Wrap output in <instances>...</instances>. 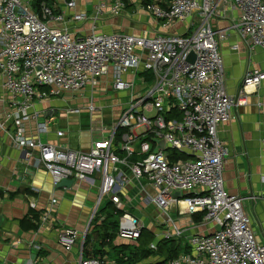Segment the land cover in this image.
I'll return each instance as SVG.
<instances>
[{
	"label": "built area",
	"instance_id": "2783aa9c",
	"mask_svg": "<svg viewBox=\"0 0 264 264\" xmlns=\"http://www.w3.org/2000/svg\"><path fill=\"white\" fill-rule=\"evenodd\" d=\"M125 7L122 0L111 4L98 0L86 14L75 11L74 0H64L62 10L41 0H0V133L24 152L33 168L48 174L54 187L62 180L93 184L97 178L98 197L90 222L99 217L103 198L117 209L121 206L118 166H126L136 182L144 181L153 191L148 199L163 213L168 227L161 240L183 239L180 244L188 251L152 264H264V245L256 240L244 211L246 199L223 187L230 152L217 137L218 126L231 119L236 105L245 104L247 90L264 83V71L247 70L238 96L228 95L219 44L232 31L248 48L264 52V0H137L135 12L153 18V29L138 35L94 31L105 14L117 17ZM221 20L228 21V27H218ZM85 22H90L91 31L80 37L66 28L67 23ZM177 23H185L184 32L170 33ZM107 75L114 93L129 94L109 133L86 153L42 142L41 136L51 134L58 110H36V104L79 96L88 99L87 111L93 115L101 111L94 89ZM96 127L104 132L101 125ZM54 134L64 136L62 131ZM152 140L162 141L163 150L154 153L157 144ZM260 144L264 147V138ZM118 151L125 156L120 158ZM33 152L37 157L32 158ZM133 154L138 160L128 164ZM58 200L55 194L50 196L37 226L60 228L57 242L68 252L79 242L83 246L88 231L80 234L60 226L53 216ZM29 206L34 209V200ZM171 213L201 214L202 222L215 229L207 235L184 236V228L173 226ZM142 229L137 218L123 214L117 237L135 241ZM149 250L156 251L155 244ZM79 264L115 263L85 258L80 249Z\"/></svg>",
	"mask_w": 264,
	"mask_h": 264
},
{
	"label": "crops",
	"instance_id": "0c3cea01",
	"mask_svg": "<svg viewBox=\"0 0 264 264\" xmlns=\"http://www.w3.org/2000/svg\"><path fill=\"white\" fill-rule=\"evenodd\" d=\"M53 1L55 7L59 10L63 9L64 0ZM96 1L98 2V0H74L75 11L91 14L92 6ZM104 1L112 3V0ZM122 1L126 6L123 13L117 17L105 14L95 25L94 31L100 34L138 35L153 29L156 24L154 20L146 14L135 12V0ZM145 21L149 26L138 23ZM228 25L229 22L226 20L217 23L220 28H226ZM66 28L74 37H80L91 31V24L90 22L67 23ZM184 30L185 23H177L172 26L170 33L182 34ZM234 45L237 46V50L232 51L231 47ZM219 53L222 57L225 89L230 96H238L243 76L247 70L264 71V52L258 48H248L235 32H228L227 41L219 44ZM101 82L106 84V87L101 90L102 93L111 90V75H107L99 80L94 89L95 95L99 94L98 88ZM111 92L113 91L111 90ZM113 94L117 99L114 98L110 101H114L115 105L101 108L100 112L93 115L87 111L88 99L79 96L65 95L56 100L61 101L63 106L68 104L70 107L73 106L70 105L73 101H80L82 109L67 106L61 108L53 105L44 106L43 103L49 100L37 103L36 110L43 111L49 108L58 110V116L52 124L51 134L41 136L42 142L66 146L82 153L88 152L94 142L101 140L109 133V128L125 109L128 92H113ZM99 99L95 98L96 105ZM243 99L245 104L236 105L231 119L217 128L219 141L225 144L230 152L222 174L223 187L229 194L246 199L244 211L252 223L256 240L264 245V147L260 144L264 138V83L255 90H247V95ZM117 100H123L124 103L120 105ZM67 109H75L79 113L69 115L66 113ZM100 125L104 127L102 134L94 130V127L97 130L102 128L99 127ZM31 128L34 129V125ZM56 131L64 132V136L56 137L54 134ZM23 153L16 150L10 140L0 133V217L3 220L0 225V264H79L80 249H84L85 258L100 257L105 262L117 264V258L120 259L124 254L118 249L119 246L136 245V240H120L116 235L110 242V246L103 248V252L97 247V244L92 243L84 247V243L81 246L80 242L71 251L66 252L57 242L60 228L58 230L48 227L39 229L37 226L36 230L22 231L18 225L19 220L28 216L30 211L38 218L46 210L50 196L55 194L59 200L53 216L60 222V226L74 229L80 234L88 231L86 236H90L94 228L92 225L94 222H90V217L97 201L99 189L97 178H94L93 184L72 181L70 188L56 189L50 176L42 170L33 168L30 162H26ZM37 155V152H33L32 158ZM116 155L123 158L125 153L118 151ZM137 160V154L127 158L128 164ZM31 161L33 160L31 159ZM118 170L121 173L123 185L119 194L121 206L117 209L109 198H103L97 211L109 206L115 211L121 212L122 215L130 214L137 218L142 224V231L150 233L153 237L147 246L148 249L151 244H155L157 250L158 244L164 241L161 240V236L168 230L163 213L155 207L157 211H154L152 219L148 221L140 215V211L144 207L133 206L138 195L134 198L128 197V189L133 184L139 185V196L142 198L148 191L152 193L150 196L152 197L153 191L144 181L136 182L126 166L120 165ZM16 176L20 177V181L16 180ZM31 199L34 200V209L29 206ZM125 207L137 209V214L127 212ZM171 214L174 215L172 217L170 215L173 226L184 228V236L207 235L215 229L211 224L202 222L201 214L184 217H179L176 213ZM104 216L105 214L99 215V220L96 223L100 224ZM118 220L119 218H117V222ZM182 240L180 242L183 243ZM180 247L178 255L188 252L185 245L182 247L180 244ZM91 249L92 251H90ZM158 259L164 258L153 256L140 264H152Z\"/></svg>",
	"mask_w": 264,
	"mask_h": 264
},
{
	"label": "trees",
	"instance_id": "16d2710c",
	"mask_svg": "<svg viewBox=\"0 0 264 264\" xmlns=\"http://www.w3.org/2000/svg\"><path fill=\"white\" fill-rule=\"evenodd\" d=\"M44 1L48 6H52L54 4L53 0H41ZM38 4L37 2H35ZM180 159H186L185 156L178 157ZM114 208H110L109 206H106L104 209H99L98 216L101 214H105L104 219L100 222V224H97V220H99V217H95L92 222H94L93 230L91 231L90 236H86L84 240V247L88 246L89 244H97V247L99 249H102L105 247L110 246V242L116 237L117 235V227L118 222L117 218H119L122 213L115 211ZM19 228L22 231H33L37 228V218L34 216V213L32 211L29 212L28 216L23 218L22 220H19L18 222ZM153 240V237L150 233L145 231H141L140 236L136 240L135 246H119L118 249H120L121 252H124L122 254L121 258H117L116 263L117 264H140L143 261L147 260L150 257L158 256L161 258L172 259L178 256V253L180 252V241L176 242L173 240L168 241H162L158 244V248L155 252L148 249V245ZM114 249V247H113ZM84 252V249H83ZM98 253L99 250H98Z\"/></svg>",
	"mask_w": 264,
	"mask_h": 264
},
{
	"label": "rangeland",
	"instance_id": "374dc122",
	"mask_svg": "<svg viewBox=\"0 0 264 264\" xmlns=\"http://www.w3.org/2000/svg\"><path fill=\"white\" fill-rule=\"evenodd\" d=\"M130 1L131 0H128V2H130ZM135 3L137 4V0H135ZM130 8H132V5H130ZM151 19L153 20V18H151ZM138 23L139 24H143L145 26H149L146 21L143 22V23H141V22H138ZM105 87H106V84L104 82H101L100 85H99V88H98L99 89V94L95 95V98H97V99L101 98V99H99L97 101V105H99L100 108H106V107L108 108V107H112V106L115 105L114 101H110V100L116 98L114 96L113 92H111V90L107 91V92H104V93L101 92V90H103V88H105ZM89 91L90 90L87 89L86 98H90V92ZM107 98H109V100H107ZM79 103H80V101H78V102H76V101L74 102L73 101L70 104V105H73L72 107L68 106V104L63 106V103L61 101L51 98V99H49L48 102H44L43 104H44V106L53 105V106H58L60 108L67 106V107H70V108H81L82 109L83 106H82L81 103L80 104ZM117 103L122 105L124 103V101L123 100H117ZM128 194H129L128 195L129 198H134L135 196L138 195L137 196V201H136V203H134L133 206L136 207V206L141 205V207L139 206L140 208L144 207V209L140 211V215L144 216L148 221L150 219H152V215L154 214V211H157L155 206L153 205V203L148 199L149 198L148 196H151L152 193L150 191H148L147 193L144 194V197L142 198V197L139 196L140 195L139 194V185L133 184V185H130V188L128 189ZM140 198H141V200H140ZM125 210L127 212H129V213L135 214L137 209H135V208L131 209V208L125 207ZM172 216H174V215L171 214V217Z\"/></svg>",
	"mask_w": 264,
	"mask_h": 264
},
{
	"label": "water",
	"instance_id": "95a60500",
	"mask_svg": "<svg viewBox=\"0 0 264 264\" xmlns=\"http://www.w3.org/2000/svg\"><path fill=\"white\" fill-rule=\"evenodd\" d=\"M189 61L190 62H192L193 61V55L191 54L190 56H189ZM152 142H154V143H156L157 144V146L155 147V149H154V153H157L159 150H163V142L162 141H160V142H157L156 140H152ZM24 154V153H23ZM72 180H62L61 182H59L56 186H55V188L56 189H60V188H70L71 187V185H72ZM176 198H179L180 196H179V194L178 193H176L175 195H174ZM2 217H0V225L2 224Z\"/></svg>",
	"mask_w": 264,
	"mask_h": 264
}]
</instances>
